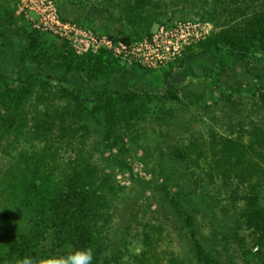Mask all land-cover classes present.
Wrapping results in <instances>:
<instances>
[{"label": "trees", "instance_id": "trees-1", "mask_svg": "<svg viewBox=\"0 0 264 264\" xmlns=\"http://www.w3.org/2000/svg\"><path fill=\"white\" fill-rule=\"evenodd\" d=\"M130 1L138 10H153L152 0L147 3ZM230 1L236 6L242 2ZM7 24V18H0L2 47H12V40L18 39L32 59L31 65L22 71L29 75H45L71 86L75 102L82 107L89 100L108 98L120 100L126 106L141 96L163 95L168 100H177L172 98L174 75L189 66L206 70L221 81L226 91L233 93L240 92L241 75L264 85V62L250 64L245 55L254 39L260 38L264 46L263 12L255 13L244 25L210 35L199 44L198 51L185 52L180 64L164 74L160 91L146 89V69L139 65L107 67L104 51L85 55L88 65L75 55L58 61L41 50L37 30L25 31ZM121 41L129 45L127 38ZM224 46L235 52L230 61L219 56ZM51 73L58 76L52 78ZM258 92L259 101L264 105V88H259ZM212 105L217 106L215 102ZM49 111L45 109L39 115L41 119L34 118L28 137L20 134L26 126L23 123L16 125V121L0 119V140L2 138L6 145L3 147L0 143V153L9 158L7 166L0 169V217L3 209L15 210L24 214L29 225V228L10 233L4 230L6 225L0 219V264H22L25 259L31 260L32 264H45L44 257L48 255L67 258L85 250L92 251V264H119L125 238L120 239L123 246L114 244L111 227L115 202L125 187L97 163L100 147L89 153L85 137L76 142L77 132L71 135L69 127L63 125L64 119L59 122ZM73 126H76L74 130L82 127L77 123ZM224 131L222 135L211 133L203 141L168 145L165 151L155 148L160 152L158 158L162 163L152 172L151 181L132 178L135 187L129 188L127 195L137 206L141 195L144 200L147 191L149 208L158 201L157 194L164 195L163 199L159 195L161 202L156 203V208L161 207L158 210L150 208V213L163 225L174 221L181 223L198 264H223L219 250L223 230L221 228L222 232H219L216 226L218 223L220 227L222 221L249 232L260 255H264V126L254 122L245 125L241 120L230 119L225 122ZM21 136L25 137L20 139ZM96 137L98 143L100 133ZM22 141L26 144L24 149L11 150ZM108 154L113 158V151ZM147 183H151L150 186ZM142 185L146 188L142 189ZM138 214L139 211L136 217ZM118 227L119 231L122 225L118 224ZM201 228H212L209 236L213 240V254L203 245ZM173 230L180 229L173 227ZM48 236H51L49 251L43 249L50 242ZM143 239L146 250L141 252L140 264L152 257L161 240L153 241L144 232Z\"/></svg>", "mask_w": 264, "mask_h": 264}, {"label": "rangeland", "instance_id": "rangeland-1", "mask_svg": "<svg viewBox=\"0 0 264 264\" xmlns=\"http://www.w3.org/2000/svg\"><path fill=\"white\" fill-rule=\"evenodd\" d=\"M152 1L153 10L146 8L142 11L136 9L130 0H0V18H7L10 28L37 30L41 50L58 61L75 55L88 65L85 55L104 51L107 67L139 65L146 69V89L160 91L164 74L180 64L185 52L198 51L199 44L210 35L244 25L257 12L264 13V0H242L240 6L228 0ZM199 23L209 24V34L197 39L191 26ZM124 38L129 40V45L123 44L121 39ZM259 39H254L249 51L245 52L248 62L253 65L264 62V46ZM105 41L125 45L126 49L113 51L108 49ZM11 45L2 47L0 40V119L16 121V125L23 123L26 126L20 134L28 137L34 118L50 109L54 112L49 111L50 115L58 117L59 122L64 119L63 125L69 127L71 135L77 132L76 142L85 137L89 153L100 147L97 163L125 187L115 202L111 227L114 244L123 246L120 239L125 238L124 254L119 264H140L141 252L146 250L143 232L153 241L161 240L152 257H147L142 264H198L191 254L181 223L174 221L163 225L150 213V208L155 209L156 203L161 202L159 195L161 199L164 195L157 194L158 201L150 208L147 191L143 195L145 199L142 200L141 195L137 206L128 200L129 188L135 187L132 178L151 181L152 172L162 163L157 147L165 151L168 145L203 141L211 133L222 135L225 122L230 119L241 120L245 125L254 122L264 126V105L258 97V89L264 85L241 75L239 79L243 85L240 92L233 93L226 91L221 81L206 70L189 66L174 75L172 98L177 100H168L163 95L141 96L126 106L120 100L108 98L89 100L82 107L75 102L71 86L45 75L23 72L24 67L31 65V56L25 53L24 44L18 39L14 38ZM234 53L230 47L224 46L219 56L230 61ZM51 74L52 78L58 76L57 73ZM205 107H208L207 111ZM75 123L82 127L74 130ZM98 133L101 138L97 143ZM0 143L6 146L2 138ZM25 147L22 141L11 150ZM108 151H113V158ZM8 162L9 158L0 153V169H4ZM145 186L142 185V189ZM0 219L6 225L4 230L10 233L29 228L24 214L15 210L3 209ZM198 222L202 223L200 219ZM118 224L122 225L119 231ZM221 224L219 227L216 223L219 232H222L221 228L223 230L219 249L223 264H264V255H260L249 232L235 228L229 221ZM173 227L180 230L174 231ZM129 228L131 230L127 231ZM211 230L203 228L201 239L206 251L213 254ZM47 239L50 242L43 249L49 251L51 236ZM44 259L45 264H60L66 258L52 254Z\"/></svg>", "mask_w": 264, "mask_h": 264}, {"label": "clouds", "instance_id": "clouds-1", "mask_svg": "<svg viewBox=\"0 0 264 264\" xmlns=\"http://www.w3.org/2000/svg\"><path fill=\"white\" fill-rule=\"evenodd\" d=\"M93 253L91 250L76 252L69 255L66 259L62 260L60 264H92ZM22 264H32V261L25 259Z\"/></svg>", "mask_w": 264, "mask_h": 264}, {"label": "built area", "instance_id": "built-area-1", "mask_svg": "<svg viewBox=\"0 0 264 264\" xmlns=\"http://www.w3.org/2000/svg\"><path fill=\"white\" fill-rule=\"evenodd\" d=\"M191 29L193 31L194 37H196L197 39L204 38L206 35L209 34V24L199 23L197 25L191 26ZM105 42H106V46L108 47V49H112L113 51H117L118 48H121L123 50L126 49L125 45H114L111 42H108V41H105Z\"/></svg>", "mask_w": 264, "mask_h": 264}]
</instances>
